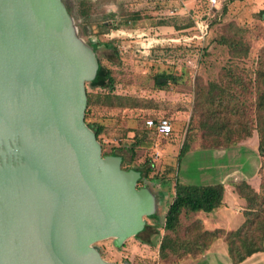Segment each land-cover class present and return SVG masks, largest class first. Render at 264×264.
Listing matches in <instances>:
<instances>
[{"label":"water","instance_id":"obj_1","mask_svg":"<svg viewBox=\"0 0 264 264\" xmlns=\"http://www.w3.org/2000/svg\"><path fill=\"white\" fill-rule=\"evenodd\" d=\"M95 68L60 0H0V264H115L92 243L152 213L139 172L83 122Z\"/></svg>","mask_w":264,"mask_h":264},{"label":"rangeland","instance_id":"obj_2","mask_svg":"<svg viewBox=\"0 0 264 264\" xmlns=\"http://www.w3.org/2000/svg\"><path fill=\"white\" fill-rule=\"evenodd\" d=\"M104 3L103 0L99 8L114 14L107 21L116 22L117 28L95 36L77 18V36L83 42L109 43L110 49L100 46L97 53L101 63L110 68L116 79L115 91L133 96L145 106L90 108L86 119L104 124V131L99 135L103 149L128 142L131 129L144 128L145 119L165 117L171 123V134L162 137L149 132L151 145L137 148L132 161L137 164L149 158L154 167L149 176L160 180L165 175V166L173 164L177 181L210 184L214 182V172L209 168L217 162L235 169L236 180L233 182L245 179L255 185L264 181V156L256 148L257 134L245 136L240 129L227 147L214 146L210 134L203 133L199 126L200 100L196 103L194 99L196 83L202 86L215 81L228 86L236 95L237 104L243 108V118L252 124L251 79L256 56L264 46V18L257 12L264 9V0H219L216 7L208 0H108ZM71 11L76 12L74 8ZM131 12L138 13L136 20L127 17ZM200 19L209 23L203 40L192 38L196 34L195 22ZM220 37L239 40L248 48L246 56H232L227 45L218 41ZM112 47L118 57L109 52ZM228 69L240 78L241 85L231 81ZM160 71L173 73L176 80L168 81L163 89L153 88L152 76ZM187 125L189 137L193 135L190 149L176 162ZM169 177L172 178V172ZM171 181L149 186L153 203L151 215L155 221L143 217L145 228L137 238H126L124 246L118 248L111 238L95 243L103 258L116 264L124 259L131 264H216L212 252L206 256V262L204 259L197 261L198 255L158 256L163 213L172 195ZM185 220L184 215L181 216L183 223ZM250 264H264V254L254 257Z\"/></svg>","mask_w":264,"mask_h":264},{"label":"trees","instance_id":"obj_3","mask_svg":"<svg viewBox=\"0 0 264 264\" xmlns=\"http://www.w3.org/2000/svg\"><path fill=\"white\" fill-rule=\"evenodd\" d=\"M64 10L70 17L75 34L76 19L79 18L90 31V34L99 35L105 34L109 29H116L117 23L113 24L107 21V18L114 16L112 12H105L104 8H99L103 0H60ZM108 0H104L106 3ZM104 3V4H105ZM119 5V4H118ZM119 7V6H118ZM76 11L72 13V9ZM261 18H264V9L258 10ZM138 13L131 12L128 14L129 20H136ZM230 24H228V27ZM222 37L219 38L220 43L227 45L229 53L232 56H246L248 48L243 46L239 40ZM86 45L90 46V50L95 58L96 68L90 80L84 81L85 106L83 111V122L92 131L94 139L99 144L100 156L117 155L120 157V168L123 170H136L139 172V177L136 180L137 188H146L150 191L149 186H155L160 183H172L171 199L167 204L163 213L162 219V234L157 244V254L159 257H167L173 255L181 256H196L201 254L218 236L223 235L226 244L227 255L232 264H238L250 255L264 251V181L257 182L255 185L245 179L233 183V191L244 202L242 216L243 220L234 229L224 231L216 228L207 230L202 228L198 219H193L188 223L181 222V216L195 213L210 211L222 206L223 204V185L221 183L212 184H190L177 181L174 173V165L168 164L165 166V175L159 180L155 176H149L153 171V162L149 158L143 161L132 164L135 157V150L139 147H147L151 145L149 132L155 133L153 128H144L139 130L131 129L132 134L128 142H124L118 146H111L108 150H104L99 135L104 131V124L99 121H88L91 107H135L145 106L133 96L119 94L115 91L116 79L110 68L105 66L100 61L97 49L109 48V43H94L85 41ZM114 56H117L114 47L109 51ZM108 58V57H107ZM229 77L235 84L241 85V80L236 74L228 69ZM176 75L168 71L156 72L152 76V87L163 89L168 81H175ZM252 80V124L244 119V111L241 105L237 104L236 95L230 92L228 86H221L215 81L207 82L200 86L196 83L194 89V99L200 103L198 105L200 115L199 126H202L203 133L210 134L211 143L214 146L227 147L231 138L239 133L240 129L245 136H250L255 132L258 137L256 145L259 154L264 156V46L260 48L254 65ZM90 88V91L87 90ZM201 94V95H199ZM235 116V117H234ZM156 120L157 118H152ZM191 118H189L188 122ZM171 124V123H170ZM190 131L188 125L185 129L183 138L179 145L176 162L184 156L190 149L193 135L189 137ZM167 135L158 134L162 137ZM172 165V166H171ZM172 172V178L169 174ZM154 219L153 215L146 216ZM145 228V222L143 229ZM137 232L134 237H138ZM97 241L92 243L96 248L99 256L102 257L97 244ZM115 247L124 246V243L114 245ZM107 261V260H106ZM109 262V261H107ZM113 263V262H112ZM121 263L131 264L127 259ZM116 264V263H115ZM120 264V263H119Z\"/></svg>","mask_w":264,"mask_h":264},{"label":"crops","instance_id":"obj_4","mask_svg":"<svg viewBox=\"0 0 264 264\" xmlns=\"http://www.w3.org/2000/svg\"><path fill=\"white\" fill-rule=\"evenodd\" d=\"M113 10V9H111ZM215 158V157H213ZM207 166V165H206ZM211 168L210 172H214L213 175V183H221L223 185V204L222 206L210 211L209 213L204 212H195L186 215L185 223L192 221L193 219H198L202 225V228L207 230L212 229H222L224 231L231 230L239 226V224L243 220L242 210L244 202L240 199L236 193L232 190L233 189V181H235L236 176L234 175L235 169H230L229 166L225 165L220 166L217 162L215 164L210 165ZM207 166V167H210ZM206 168V167H205ZM201 170V169H200ZM239 180V178H238ZM212 184V183H210ZM183 223V221H181ZM212 252L214 258L216 259V264H232L226 251V244L224 241L223 235L216 236L210 245L198 255L197 261L201 259H207L206 256ZM264 254V251L257 252L249 257H246L243 261L238 264H250L252 263V259L257 255ZM173 256V255H172ZM169 256V257H172ZM168 257V256H167ZM190 259V258H189ZM194 259V258H193ZM174 259H169L170 262ZM202 263V262H201Z\"/></svg>","mask_w":264,"mask_h":264},{"label":"built area","instance_id":"obj_5","mask_svg":"<svg viewBox=\"0 0 264 264\" xmlns=\"http://www.w3.org/2000/svg\"><path fill=\"white\" fill-rule=\"evenodd\" d=\"M212 6H217L219 4V0H208ZM208 21L199 20L195 22L196 34L192 35V38L197 40H203L204 36L207 33L208 29ZM144 125L147 128H153L156 134L167 135L171 131V124L169 120L165 117H158L156 120L152 118H147L144 121Z\"/></svg>","mask_w":264,"mask_h":264}]
</instances>
